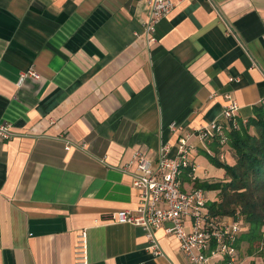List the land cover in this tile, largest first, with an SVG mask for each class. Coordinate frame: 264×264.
Listing matches in <instances>:
<instances>
[{
    "label": "crops",
    "instance_id": "1",
    "mask_svg": "<svg viewBox=\"0 0 264 264\" xmlns=\"http://www.w3.org/2000/svg\"><path fill=\"white\" fill-rule=\"evenodd\" d=\"M149 17L144 0H0V264H189L164 228L155 255L105 216L137 207L138 150L264 104V0L178 1L154 41Z\"/></svg>",
    "mask_w": 264,
    "mask_h": 264
},
{
    "label": "built area",
    "instance_id": "2",
    "mask_svg": "<svg viewBox=\"0 0 264 264\" xmlns=\"http://www.w3.org/2000/svg\"><path fill=\"white\" fill-rule=\"evenodd\" d=\"M144 1L150 9L146 32L149 40L154 41L156 24L172 12L181 0ZM29 74L39 77L34 70H29ZM239 109L238 103L231 101L224 109L223 119L181 134L175 149L168 143L160 145L154 159L138 150L125 166L138 191V205L135 209L110 211L105 216L106 220L143 227L149 241L148 248L155 255L164 254L156 236V231L164 228L167 234L178 239L180 250L189 264H240L236 245L243 231L242 219L238 215L222 216L210 211L205 189L195 187L197 180H208L206 176L209 174L207 170L200 174V165L195 157L198 146L192 140L198 137L206 146L219 136L221 142L225 143V128L230 124L234 127L238 125ZM171 126L178 128L176 123ZM13 135L9 126H0V138L9 139ZM73 146L75 144L66 139L65 148L69 150ZM84 146L82 144L81 147ZM132 166H135V170H131ZM87 248L86 233L83 232L78 254L84 263L88 260Z\"/></svg>",
    "mask_w": 264,
    "mask_h": 264
},
{
    "label": "trees",
    "instance_id": "3",
    "mask_svg": "<svg viewBox=\"0 0 264 264\" xmlns=\"http://www.w3.org/2000/svg\"><path fill=\"white\" fill-rule=\"evenodd\" d=\"M237 120V126L229 123L225 128V143L217 136L206 144L215 154L202 151L216 165L224 167V178L197 180L195 187L218 192L216 199L208 202L212 213L240 216L243 231L236 246L240 249L242 242L248 243V255H253L264 245V104L255 105L250 117L238 115ZM225 144L229 146L227 157L231 162L221 158L226 155Z\"/></svg>",
    "mask_w": 264,
    "mask_h": 264
},
{
    "label": "rangeland",
    "instance_id": "4",
    "mask_svg": "<svg viewBox=\"0 0 264 264\" xmlns=\"http://www.w3.org/2000/svg\"><path fill=\"white\" fill-rule=\"evenodd\" d=\"M229 146L228 144H225L223 147L224 150V155L225 156H221V158L224 159V161H228L231 162L230 159H228V149ZM207 151L209 150L211 154H215L216 152L211 149V148H205ZM196 162L200 165L201 169H205L207 168L210 175H207L206 177L208 178V180H214V179H220V178H224L225 176V169L224 167H219L218 165H216L213 161H211V159L209 158L208 154H206L205 152H200L197 154V158H196ZM199 172H203L202 170ZM214 191V190H211ZM217 193L218 192H210L206 191V194L208 196V198L210 197L209 201L212 198H216L217 197ZM212 201V200H211ZM262 245H260V247L258 248L259 250H257L253 255H248V243L246 242H242V244L240 245V249H239V261L240 264H264V245L261 247Z\"/></svg>",
    "mask_w": 264,
    "mask_h": 264
}]
</instances>
